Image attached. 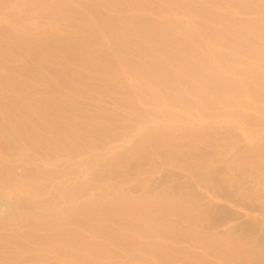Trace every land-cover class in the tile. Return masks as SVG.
<instances>
[{"label": "rangeland", "instance_id": "obj_1", "mask_svg": "<svg viewBox=\"0 0 264 264\" xmlns=\"http://www.w3.org/2000/svg\"><path fill=\"white\" fill-rule=\"evenodd\" d=\"M235 3V49L244 31L264 49V0ZM93 26L81 49L99 59ZM183 30L181 41L201 45ZM10 32L0 36V104L17 118L11 129L0 111V264H264V54L221 52L213 62L235 69V95L211 92L221 100L204 106L187 89L204 78L161 61L158 87L179 98L169 104L139 88L140 74L122 79L125 92L95 90L102 81L61 54L73 41L31 50Z\"/></svg>", "mask_w": 264, "mask_h": 264}, {"label": "bare ground", "instance_id": "obj_2", "mask_svg": "<svg viewBox=\"0 0 264 264\" xmlns=\"http://www.w3.org/2000/svg\"><path fill=\"white\" fill-rule=\"evenodd\" d=\"M235 4V0H149L148 2L147 0H66V2H60V0H0V36L5 38L11 34L10 30H12V32H17L13 28L21 26V28H17L20 31L15 34L20 36L25 42L30 43L31 50H34L37 45L46 50L49 46L41 45L40 43L43 38L52 41L54 44L73 41L76 44L75 52L72 54L61 52V54L72 62L73 59L76 60L77 65H81L83 71H88L91 75L93 74L102 81L101 87L95 85L94 82L90 83L94 84L91 86L95 90H106L109 88L111 90V87H114L119 93L125 92L126 89H124L125 86L122 84V79L124 78V81L129 79V81H131L133 77H136L134 75L140 74L142 76L140 77L137 75L140 77H137V82L141 90L149 89L147 93L159 96L162 102L168 101L170 102L169 104H178L179 98L170 93L167 94L163 92V88L159 89L158 87L161 82L160 78L156 77L155 73L165 68L161 63V61H165L170 66L178 68V71L181 70L191 75L193 79V73H195V75L197 74L198 78L195 76L197 80L204 78V80H199L201 82L200 88L189 86L190 84L187 86L188 94L190 93L191 96H198L200 102L204 106L211 103L214 104L221 100L220 96H211V92L219 90L221 92H231L235 95V69L223 64V61L222 66H219L221 65L220 63L217 65L216 62H213L219 58L221 52H232L235 55V50H238V52L247 55L249 58L259 57L261 54H264L262 53L264 49L257 43L256 38L253 36V32L252 34L246 33V31H244L245 33H241L239 36L242 42L239 40V47L235 49V17L231 14L234 11L233 9H235ZM213 6H217L218 9L213 8ZM147 11H150V14L147 13ZM184 14H186V18L183 20L182 17L184 16L182 15ZM73 18L76 20L80 19V21L82 20L81 22L83 25L79 21V24L82 26L80 25L78 28L80 33L81 31L83 32V36L81 37H77L74 31L72 33L73 25L77 26V24L73 22ZM43 20L44 25L47 27L43 25ZM252 22H254V20ZM93 25L96 26V31L99 32L100 35H98L101 37V41L97 43L95 41V43L103 54L101 58H93L94 60L81 49V45L83 43L86 44V40H88V38H84V35L89 33ZM256 27L258 26L256 25ZM184 28H192L197 33H200L201 45L194 44L193 46L195 47H193L191 44H186L181 41L183 36H188L189 34V31L183 30ZM78 30L77 32H79ZM176 30H179L180 34H177ZM92 34L94 35V33ZM230 40H232L234 44H230ZM95 43L91 44L94 45ZM86 45L89 44L87 43ZM195 49L199 50V53L202 55L196 53L200 56V60H197V62L201 63V67L192 64V61H196L192 60V54L196 52ZM57 53L54 57H57ZM232 53L231 55H233ZM135 56H140L143 59L137 61ZM99 60H101V62L103 60L106 65L101 64ZM144 61H147V64H144ZM148 62H151V64ZM258 64V67H261L260 63ZM190 70H192L193 73H190ZM205 77L210 81L205 82ZM130 85L134 86V83L131 82ZM133 86H131V88ZM136 88L138 89V86ZM247 88L249 87H246V89ZM103 90H100V92L102 93ZM132 92L130 90V93ZM138 92L139 94L141 93L140 91ZM133 93V95H135V92ZM248 95H250V93H248ZM140 96H143L140 98H146L143 94ZM148 96L150 95H147V97ZM5 100V98L3 101L1 100L0 111L3 117L8 120L7 125L10 124L9 126L11 127V121L15 120L17 117L11 115ZM138 101H140V99ZM154 101H156L155 98ZM189 101L192 100L190 99L188 102ZM119 103L121 102L119 101ZM12 132H14V136L21 143L19 146L26 149L27 144H25L22 138V129L13 128ZM61 233L58 232L53 235L59 242L57 246L62 250L70 249L66 244L69 243L73 245L72 237L70 236V240L68 238L69 236L61 235ZM45 238H47V236ZM47 241L49 242V239ZM15 244L17 245L18 243ZM40 245H43V243ZM18 246L20 247L19 244ZM45 246H47V244H45ZM51 247L53 248V246ZM58 254L62 255L60 253ZM103 256L104 254L102 257ZM95 262L96 261H94V263Z\"/></svg>", "mask_w": 264, "mask_h": 264}]
</instances>
